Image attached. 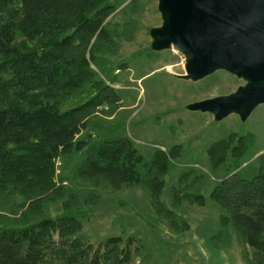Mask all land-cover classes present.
I'll list each match as a JSON object with an SVG mask.
<instances>
[{"label":"rangeland","instance_id":"374dc122","mask_svg":"<svg viewBox=\"0 0 264 264\" xmlns=\"http://www.w3.org/2000/svg\"><path fill=\"white\" fill-rule=\"evenodd\" d=\"M108 1L116 11L108 18L109 34L98 43L91 67L94 79L115 91L85 117L77 139L87 144L54 159L51 185L35 192L31 185L0 192V227L74 213L83 224V243L97 244L110 236L121 237L123 244L130 240L132 264H255L253 249L231 213L211 196L233 160L217 166L208 148L231 134L243 136L242 165L236 171L243 178L258 175L264 163V104L246 121L235 113L216 120L212 113L190 110L189 103L229 94L245 80L225 70L200 80L183 78L186 59L181 52L152 48L151 30L163 24L159 1ZM90 84L87 80L74 104L96 95ZM123 136L148 166L160 151L167 155L168 171L157 199L144 181L114 186L83 172L84 148ZM176 144L179 152L171 154ZM140 171L144 174L145 168ZM197 195L202 203L192 199Z\"/></svg>","mask_w":264,"mask_h":264},{"label":"trees","instance_id":"16d2710c","mask_svg":"<svg viewBox=\"0 0 264 264\" xmlns=\"http://www.w3.org/2000/svg\"><path fill=\"white\" fill-rule=\"evenodd\" d=\"M115 11L108 0H0V192L51 185L54 159L87 144L77 139L85 117L115 91L94 79L91 67ZM87 80L96 95L74 104ZM244 148V137L234 134L208 148L217 166L233 160L211 196L231 213L255 264H264V163L258 175L240 177L236 170ZM84 149L82 170L90 177L114 186L144 181L159 197L168 171L164 151L148 166L124 136ZM179 149L174 145L171 154ZM261 158L264 162V153ZM192 199L203 202L201 195ZM82 227L80 217L67 212L22 227H0V264H132L130 240L123 244L121 237L110 236L83 243Z\"/></svg>","mask_w":264,"mask_h":264},{"label":"water","instance_id":"95a60500","mask_svg":"<svg viewBox=\"0 0 264 264\" xmlns=\"http://www.w3.org/2000/svg\"><path fill=\"white\" fill-rule=\"evenodd\" d=\"M163 24L152 48L177 49L187 74L200 80L225 70L245 80L235 91L188 104L216 120L232 113L246 121L264 104V0H158Z\"/></svg>","mask_w":264,"mask_h":264}]
</instances>
